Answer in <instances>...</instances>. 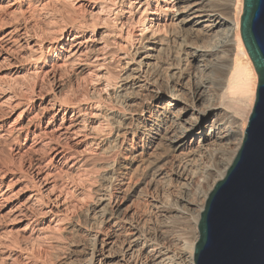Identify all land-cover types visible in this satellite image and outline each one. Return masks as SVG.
Returning a JSON list of instances; mask_svg holds the SVG:
<instances>
[{
  "label": "bare ground",
  "instance_id": "bare-ground-1",
  "mask_svg": "<svg viewBox=\"0 0 264 264\" xmlns=\"http://www.w3.org/2000/svg\"><path fill=\"white\" fill-rule=\"evenodd\" d=\"M94 8L61 32L80 81L70 102L47 101L70 114L64 140L96 183L52 264H193L200 213L241 145L257 85L240 37L242 0ZM62 144L52 147L61 158Z\"/></svg>",
  "mask_w": 264,
  "mask_h": 264
},
{
  "label": "rangeland",
  "instance_id": "rangeland-1",
  "mask_svg": "<svg viewBox=\"0 0 264 264\" xmlns=\"http://www.w3.org/2000/svg\"><path fill=\"white\" fill-rule=\"evenodd\" d=\"M102 3L0 0V264L54 263L53 246L66 243L64 229L93 199L95 180L78 168V153L64 140L61 122L70 114L47 101L67 105L70 84L80 82L65 59L62 30L72 20L89 21ZM59 142L67 148L63 158L52 152Z\"/></svg>",
  "mask_w": 264,
  "mask_h": 264
},
{
  "label": "water",
  "instance_id": "water-1",
  "mask_svg": "<svg viewBox=\"0 0 264 264\" xmlns=\"http://www.w3.org/2000/svg\"><path fill=\"white\" fill-rule=\"evenodd\" d=\"M242 43L257 76L241 145L208 194L193 264H264V0H242Z\"/></svg>",
  "mask_w": 264,
  "mask_h": 264
}]
</instances>
